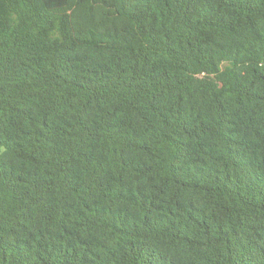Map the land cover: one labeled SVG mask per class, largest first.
I'll list each match as a JSON object with an SVG mask.
<instances>
[{
    "label": "trees",
    "instance_id": "1",
    "mask_svg": "<svg viewBox=\"0 0 264 264\" xmlns=\"http://www.w3.org/2000/svg\"><path fill=\"white\" fill-rule=\"evenodd\" d=\"M0 264H264V0H0Z\"/></svg>",
    "mask_w": 264,
    "mask_h": 264
}]
</instances>
